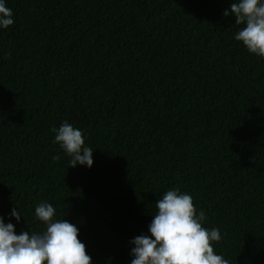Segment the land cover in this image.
Returning a JSON list of instances; mask_svg holds the SVG:
<instances>
[{"label":"trees","instance_id":"obj_1","mask_svg":"<svg viewBox=\"0 0 264 264\" xmlns=\"http://www.w3.org/2000/svg\"><path fill=\"white\" fill-rule=\"evenodd\" d=\"M4 2V223L43 233L35 208L48 202L92 264H131L130 242L151 235L156 202L178 188L219 229L216 254L264 264V57L235 39L246 25L223 15L235 0ZM64 122L91 168L71 167L55 141Z\"/></svg>","mask_w":264,"mask_h":264},{"label":"clouds","instance_id":"obj_2","mask_svg":"<svg viewBox=\"0 0 264 264\" xmlns=\"http://www.w3.org/2000/svg\"><path fill=\"white\" fill-rule=\"evenodd\" d=\"M235 16L237 25L246 26L235 39L257 56L264 57V2L262 0H235L225 17ZM12 10L0 0V27L14 24ZM56 132L55 141L72 157L71 167L93 165V150L86 147L83 133L64 122ZM83 153V154H81ZM59 159V157H53ZM157 212L149 225L148 235L135 237L130 243L131 264H229L214 252L213 242L221 240L219 229L202 227L205 213L197 209L192 197L178 188L168 190L156 202ZM52 204L41 202L35 208L36 218L46 224V230L37 234L22 232L17 235L12 223L0 217V264H92L86 246L79 240V229L67 220H54ZM11 216L18 222L21 214L13 209Z\"/></svg>","mask_w":264,"mask_h":264}]
</instances>
